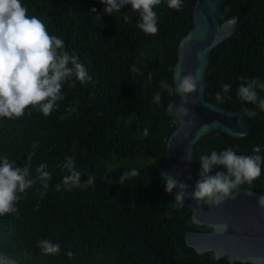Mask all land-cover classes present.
<instances>
[{
	"label": "trees",
	"instance_id": "16d2710c",
	"mask_svg": "<svg viewBox=\"0 0 264 264\" xmlns=\"http://www.w3.org/2000/svg\"><path fill=\"white\" fill-rule=\"evenodd\" d=\"M195 2L183 0L177 11L162 0L154 8L158 32L148 35L137 27L139 13L130 4L110 15L100 0H21L27 15L62 39L92 79L76 80L72 88L65 83L64 99L48 116L29 106L20 118H0V156L23 167L35 152L29 179L36 181L19 194L17 212L0 216V255L17 264H253L216 259L212 251L200 256L188 246L186 232L209 227L193 223L189 206L175 207L176 190L168 193L160 175L171 159L168 137L178 125L166 113L174 96L178 45L193 27ZM240 12L238 30L212 50L207 98L225 108L254 111L248 117L260 128L245 138L224 133L200 138L193 157L197 182L200 157L212 151L231 147L238 155H256L253 148L259 146L264 157V110L236 95L252 78L264 83V0H224V19ZM133 65L139 69L134 79ZM224 83L231 85L227 95ZM255 90L258 99L264 98V90ZM67 156L75 157L82 182L94 177L92 186L56 190L68 174L59 167ZM41 164L51 174L46 189L36 179ZM261 167L260 177L240 188L264 194ZM132 169L139 174L121 186L119 177ZM41 239L58 243L59 253L43 255L36 246Z\"/></svg>",
	"mask_w": 264,
	"mask_h": 264
},
{
	"label": "clouds",
	"instance_id": "9594fccd",
	"mask_svg": "<svg viewBox=\"0 0 264 264\" xmlns=\"http://www.w3.org/2000/svg\"><path fill=\"white\" fill-rule=\"evenodd\" d=\"M100 2L105 5L104 12L110 15L121 12L122 6L130 4L133 11L139 13L137 27L148 35H155L158 32V18L154 8L159 6L162 0H100ZM182 4L183 0H167L168 7L177 11L181 10ZM91 12L97 13V9L93 7ZM127 19L125 15V20ZM138 71L139 69L133 65L131 68L133 79ZM91 79L84 65L79 62L78 56L66 50L62 39L50 35L38 17L28 16L27 8L22 5L21 0H0V118H20L24 116L25 109L29 106L38 107L43 115L48 116L56 108L57 102L64 99L62 88L65 83L72 88L76 86V80L85 83ZM245 79L241 77V80ZM202 80V74L198 76L188 74L179 80L177 92L181 96L182 104L188 102V94L195 93ZM257 87L264 90V83L252 78L239 86L236 95L241 101L257 103L259 108L264 110V98L258 99L255 90ZM222 89L227 95L231 85L224 83ZM216 98L218 101L222 99L220 93H217ZM180 111L187 110L181 107ZM245 114L252 117L255 112L245 109ZM148 134V129H144L141 135L146 137ZM36 146L34 144L33 148ZM260 151L261 148L255 146L253 152L257 153L256 155H238L229 147L220 152L212 151L210 155H202L200 157L202 179L196 183L195 191L191 193L188 192L189 185L173 175L163 174L162 180L168 193L179 187L180 191L174 196L177 208L183 207L186 196H191L198 202L203 201L209 206L219 205L230 198L235 199L241 185L245 183L251 185L260 177L261 166L264 165V157L258 154ZM33 155L35 152L28 157V164L23 167L14 166L15 162H10L6 155L0 156V216L17 212L15 204L21 198L19 194L24 193L36 182L29 179ZM59 167L66 169L68 174L63 176L62 184L55 186L57 191H60L62 186L65 190L71 191L72 188L86 189L94 184L92 176L81 181V173L76 170L74 156H67ZM216 167L223 170L210 174ZM45 169L44 164L36 168L38 174L36 179L40 180L46 189L51 174ZM138 174L135 169L124 172L119 177V184L123 186L125 181ZM44 194L41 193V196ZM257 204L264 208V195L257 198ZM36 246L45 256L58 254L60 251L58 243L47 239L37 241ZM67 255L71 258L73 253L68 252ZM214 258L219 259V256ZM0 264H17V261L0 255Z\"/></svg>",
	"mask_w": 264,
	"mask_h": 264
},
{
	"label": "water",
	"instance_id": "95a60500",
	"mask_svg": "<svg viewBox=\"0 0 264 264\" xmlns=\"http://www.w3.org/2000/svg\"><path fill=\"white\" fill-rule=\"evenodd\" d=\"M223 9L224 0H196L193 27L179 42L173 70L174 96L166 113L173 116L178 125L168 137L166 150L171 159L165 160L160 175H173L185 182L189 193L195 191L197 183L193 157L200 138L214 133L245 138L260 128L243 109L225 108L207 98L212 50L238 30L244 16V12H240L224 19ZM188 74H202L203 80L195 93L188 94V102L182 104L177 84ZM181 107L187 111H180ZM175 190L180 191L178 186ZM260 195L264 194L239 188L235 199L214 206L186 196L184 205L192 209L193 223L209 227V230L186 232L187 245L200 256L212 251L232 263L264 264V208L257 204Z\"/></svg>",
	"mask_w": 264,
	"mask_h": 264
}]
</instances>
